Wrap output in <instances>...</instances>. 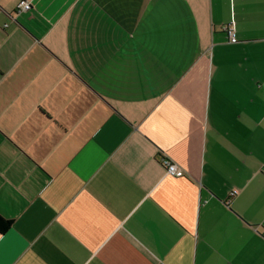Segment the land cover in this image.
Listing matches in <instances>:
<instances>
[{
	"label": "crops",
	"instance_id": "crops-1",
	"mask_svg": "<svg viewBox=\"0 0 264 264\" xmlns=\"http://www.w3.org/2000/svg\"><path fill=\"white\" fill-rule=\"evenodd\" d=\"M31 1L0 0V264H264V0Z\"/></svg>",
	"mask_w": 264,
	"mask_h": 264
},
{
	"label": "built area",
	"instance_id": "built-area-1",
	"mask_svg": "<svg viewBox=\"0 0 264 264\" xmlns=\"http://www.w3.org/2000/svg\"><path fill=\"white\" fill-rule=\"evenodd\" d=\"M31 0H19L17 8L19 10H29L31 8ZM228 37L230 41H235V33L233 27L228 29ZM161 162L165 169V174L173 177H182L184 176V171L172 160L167 157H162ZM236 191L231 192V196L234 195Z\"/></svg>",
	"mask_w": 264,
	"mask_h": 264
},
{
	"label": "trees",
	"instance_id": "trees-1",
	"mask_svg": "<svg viewBox=\"0 0 264 264\" xmlns=\"http://www.w3.org/2000/svg\"><path fill=\"white\" fill-rule=\"evenodd\" d=\"M12 221L0 215V232L3 233L11 226Z\"/></svg>",
	"mask_w": 264,
	"mask_h": 264
}]
</instances>
